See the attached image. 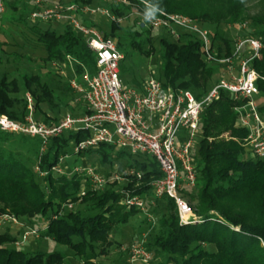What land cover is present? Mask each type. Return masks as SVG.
Wrapping results in <instances>:
<instances>
[{
  "label": "trees",
  "instance_id": "16d2710c",
  "mask_svg": "<svg viewBox=\"0 0 264 264\" xmlns=\"http://www.w3.org/2000/svg\"><path fill=\"white\" fill-rule=\"evenodd\" d=\"M94 1L97 0H75V3L92 6ZM102 1L103 7L108 8L112 15L127 20L128 43L117 42L119 51L125 56L124 61L131 49L151 56L155 52L154 43L158 42L163 63L157 79L165 88L190 91L200 100L218 82L221 74L217 75L222 67L204 60L202 43L192 34L181 32L180 40H176L165 30L143 28L134 13L148 9L142 2L132 0L130 6H114ZM143 1L169 14H181L213 26L215 31L211 34L218 58L232 57L233 38L238 33L236 26H232L230 32L224 31L223 27L248 21L242 36L257 39L263 44L260 58L253 59L250 68L260 77L257 81L258 105L264 118V103H261L264 101V14L249 17L245 13L248 4L256 0ZM6 8L20 13L10 21L5 20L17 31L23 28L21 33L27 31L31 40L43 48L46 55L44 63L62 64L69 56L78 77L85 71L91 76L96 73L95 54L71 25L43 24L49 25L43 29L40 23L32 24L30 15L38 10V6L34 4L30 9L29 0L7 1ZM99 18L88 16L83 21L87 26L98 29L102 24ZM109 24L110 32L103 31L102 34L105 38L117 39L116 33L124 26L117 22ZM57 26L63 27L62 33L57 32ZM2 50L0 45V52ZM250 57L245 49L242 58ZM124 61L120 65V73L121 70L123 72ZM2 62L0 57V116H7L18 123L25 122L29 110L25 96H19L23 91L33 99L34 120L57 126L61 122L58 114L64 107L63 99L55 96L39 75L11 79L2 73ZM133 83L137 88L143 85L137 80ZM67 91L72 90L69 88ZM43 103L58 109V114L50 116L43 110ZM236 105L232 94L222 92L219 100L205 108L201 115L199 136L192 150L197 183L194 189L184 188L182 191L189 202H197L194 207L197 224L181 225L175 202L168 197H151L154 205L151 200L147 201L150 214L156 219V224H151L144 214L148 230L146 247L154 256V264H264V159L250 155L244 145L248 131L235 128L238 117ZM227 133L228 139L221 137ZM89 137L87 132H65L52 138L42 151L40 139L0 129V216H13L19 221L39 218V238L50 239L66 248L72 253L75 263L102 264L98 259L109 254L115 243L110 240L115 228L128 224L132 217L142 213L121 206L122 199L128 193L148 199L152 194V184L163 175L156 160L147 155H138L141 160H135V164L128 166L122 174L126 177L134 170L140 172L142 178L131 177L130 184L120 190L115 188L117 182L104 189L93 190L85 176L71 174V169L64 175L54 174L52 169L60 157L69 154L71 148ZM113 149V146L103 144L78 155L97 153L103 165L111 164L126 154L133 156L123 150L113 154ZM41 174L47 175L42 177ZM114 175L110 172L105 177L110 179ZM137 183L140 186L136 188ZM81 192L85 196L79 200ZM68 204H75L74 208L64 209ZM21 234L20 229L14 234L9 227L5 232L0 231V264H75L67 253L58 250L26 251L17 247V235ZM159 258L161 260L156 262Z\"/></svg>",
  "mask_w": 264,
  "mask_h": 264
},
{
  "label": "built area",
  "instance_id": "2783aa9c",
  "mask_svg": "<svg viewBox=\"0 0 264 264\" xmlns=\"http://www.w3.org/2000/svg\"><path fill=\"white\" fill-rule=\"evenodd\" d=\"M7 1L12 0H0V18L5 13ZM33 1L42 9L31 13L30 22L71 25L84 37L87 47L95 54L96 73L91 76L85 71L78 77L74 71L73 60L69 56L62 64L54 63L59 68L71 71L73 77L71 87L83 95L85 114L79 118L68 116L57 126L49 127L34 120L32 99L28 94L30 114L25 122L18 123L7 116H0L2 131L38 138L42 142V151L52 138L65 132H87L90 133V137L74 148V154L97 149L105 144L120 148L133 156L152 157L163 175L162 179L152 184L153 198L172 199L179 211L182 225L198 222L182 191L184 188L194 189L196 186L197 173L192 150L199 135L201 115L205 108L220 98L222 92L232 94L237 103L236 127L248 131V136L244 140L246 149L252 157L264 159V118L259 112L257 87L260 77L250 68V62L260 58L263 44L257 39L242 36L241 33L247 28L246 23L236 26L238 33L234 39L232 57L220 59L214 49L211 32L202 28L196 21L183 15L169 14L143 0H136L148 8L134 11L139 18L140 26L146 29L165 30L176 40H180L181 32L190 33L202 43L203 58L207 63L219 62L226 66L229 79L221 80L206 97L198 100L190 91L165 88L154 76H149L140 88L123 83L120 65L125 56L119 51L115 41L105 38L97 28L87 26L79 18V15L83 16V19L99 15L111 22L121 23V17L112 15L108 8L79 6L76 3H53L48 8L47 4L52 3V0ZM104 1L114 6L132 5V0ZM149 13H153L151 18ZM245 49L251 54L250 58H242ZM235 62H238V67L235 66ZM69 157L70 154L60 157L58 164L52 169L54 174L64 175L70 170L66 167V160ZM36 170L39 172V167ZM71 174L85 176L93 190L104 189L110 183L129 181L133 176L142 178L140 172L131 170L126 177L115 174L109 179L100 175L93 167H74ZM46 175L41 174L42 177ZM84 196L85 193L81 192L79 200ZM149 200L152 205L155 204L154 199ZM147 201L142 196L128 193L120 204L128 210H139L147 216L149 223L156 224L155 217L148 211ZM74 205L68 204L64 209L71 210ZM5 221L15 226L20 225L18 219L13 216H1L0 224ZM30 235L39 238V233L33 230L24 235V240ZM154 261L153 254L146 247V235H143L141 241L130 248L128 264H154Z\"/></svg>",
  "mask_w": 264,
  "mask_h": 264
},
{
  "label": "rangeland",
  "instance_id": "374dc122",
  "mask_svg": "<svg viewBox=\"0 0 264 264\" xmlns=\"http://www.w3.org/2000/svg\"><path fill=\"white\" fill-rule=\"evenodd\" d=\"M51 2L52 3L47 4L48 8L53 3H56V4H59V3L69 4L70 3L71 4V3H75V0H52ZM93 3L94 4L92 5V7L94 6L96 7L97 4L103 7L102 0H97V1H94ZM34 4L35 2L33 0H29L30 9L34 7ZM78 5L87 6L85 4H78ZM45 8L47 7H44V9ZM39 9H42V8L38 7V10ZM245 13L249 17L259 16L261 14L263 15L264 14V0H256L254 2L249 3ZM19 14H20L19 12L14 13L12 9L6 8L5 14L3 15L2 18H0V45H2V48L4 50V51L2 50L3 52H0V57L3 59V62L1 65L2 73L7 74L8 76H10L11 79L17 77L18 80H20V77H23L25 75H39L41 77L42 83H45L48 86V88L52 90L55 96L63 99V101L65 102L63 104L64 107L63 108L61 107L62 110L59 114H58V109H52L47 103L42 104V108L46 113H48L52 117L58 114L59 118L61 119V122L64 119H66L68 116L73 117V118H79L83 116L86 112V106L84 104L83 95L75 92L71 87V80L73 79L71 71L63 67L59 68L53 63H44L43 59L45 58L46 55H45L43 48H41L33 40H31V36L27 31H25L24 33H21L23 31V28L17 31L14 25L10 24V22H6L7 20L10 21L11 17H18ZM178 15H181V14H178ZM89 17H94V16H89ZM96 17H100V16L97 15ZM185 17H188V16H185ZM5 18L7 20H5ZM79 18H81V21H83V16L79 15ZM100 18L99 19L102 20L101 21L102 24L98 25L99 31L101 33L103 31L110 32L109 23L111 21L105 18H102V17ZM121 19H122V22L120 23V25L124 27L123 29H121L120 31L116 33L117 39L116 38H111V39H113L116 44L119 40L123 42L124 45H126L128 43L127 42L128 34L126 33V29H125L126 27L125 24L127 23L126 22L127 20L125 17H121ZM194 21H196L199 25H201L202 28H205L208 31L214 33L215 28L213 26H209L208 24L202 23L198 20H194ZM245 23L247 24L249 22L247 21ZM241 24H244V23H238V24L230 23L228 25H225L223 29L226 32H230L231 28L229 27H232V26L239 27V25ZM29 25L31 24L29 23ZM48 26L49 25L47 26L43 24L40 25V27L43 29L47 28ZM57 27H58L57 32L62 33L63 27L62 26H57ZM241 34L245 35V30ZM233 39H235V37ZM154 48H155V52L151 56H148V57L140 53L137 50H134V49L130 50V53L126 57V61H124V63L122 64L123 72L121 70V73H120L121 79L124 84L129 85V86H136L133 83V80H137L143 83L147 78H149V76H154L155 78H158L159 67H161L163 60L159 52L160 49H159L158 42L154 43ZM16 58H19V60ZM225 58L226 57L220 58V59H225ZM215 63H217L218 65L222 67L217 77L220 76V74L221 76L218 82L215 85H213L212 88H210V91L213 90L221 80L229 79L226 66L219 62H215ZM237 65H238V62H235L236 67H238ZM69 88L72 91L68 92L67 89ZM210 91L204 97H206L210 93ZM28 94L29 93H24L23 91H21L19 96L21 98L25 96V98L27 99ZM56 102L59 103L58 100H56ZM261 103L263 104L264 101ZM32 106L34 109L33 99H32ZM28 110H29V102H28ZM29 114H30V110H29ZM33 118H34V114H33ZM49 127H54V126H49ZM235 128H237L236 124H235ZM224 136H227V137H224ZM228 136L229 134L227 133L221 137H224V139L225 138L227 139L229 138ZM73 150L74 148L70 149V152H69L70 157L66 160L67 169H72L74 167H79V168L93 167L102 176H106V174L110 172L122 175L124 174L128 166L135 164L134 163L135 160H141L139 156L130 157L128 154H126L124 157H121L118 160H114L113 163L111 164L108 163V164L103 165L97 153L87 154L85 156H81L78 154L71 155ZM118 152H122V150L120 148L114 147V149L112 150V153L117 154ZM129 184H130V180L124 181L121 183H117V186L115 188L120 190L122 189V187L128 186ZM139 186H140V183L135 184L136 188ZM153 196L154 194H151L147 200L149 201V199H151V197ZM185 201L189 204V207L192 209L193 215L197 217L196 210L194 209V207L197 206V202L196 201L189 202L187 199H185ZM80 209H82V207H80ZM176 210L178 213L179 222L181 224L179 211L177 208ZM148 211L150 213L149 208H148ZM40 221L41 220L39 218L21 219L20 221L18 220L20 225H16V226L10 222L5 221L4 223L0 224V229H1L0 231L1 233L5 232V230L9 227L15 234V230L20 229L22 231V234L17 235V238H18V241L16 243L17 247L23 250H26V251L33 250V249H39L43 251L58 250V251L67 253V255H69V259L72 261V258H73L72 253L69 252L66 248L57 245L55 242H53L50 239H46V238L35 239L33 238L34 236L30 235L27 240H24V235L33 230L38 231L39 234L41 233V231H39L37 227V223H39ZM145 221H146L145 215L143 213H138L136 216L130 219L128 224L117 226L110 236V240L115 243H113L112 247L109 249V254L107 256H103L99 258L98 261L101 262L102 264H128L129 257H130V248L133 245H135L137 242L139 243L143 235L147 236L148 234L146 233L148 230H147V224ZM160 260L161 258L157 259L156 262H159ZM72 262L75 263L74 260ZM75 264H78V263H75Z\"/></svg>",
  "mask_w": 264,
  "mask_h": 264
},
{
  "label": "clouds",
  "instance_id": "9594fccd",
  "mask_svg": "<svg viewBox=\"0 0 264 264\" xmlns=\"http://www.w3.org/2000/svg\"><path fill=\"white\" fill-rule=\"evenodd\" d=\"M155 11V10H154ZM153 15V13H149V18H151V16Z\"/></svg>",
  "mask_w": 264,
  "mask_h": 264
},
{
  "label": "crops",
  "instance_id": "0c3cea01",
  "mask_svg": "<svg viewBox=\"0 0 264 264\" xmlns=\"http://www.w3.org/2000/svg\"><path fill=\"white\" fill-rule=\"evenodd\" d=\"M153 194V193H152Z\"/></svg>",
  "mask_w": 264,
  "mask_h": 264
}]
</instances>
